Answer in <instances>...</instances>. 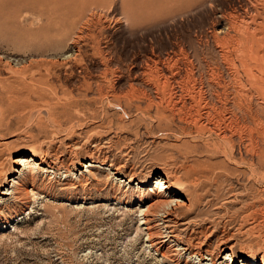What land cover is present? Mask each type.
Here are the masks:
<instances>
[{"label":"rangeland","instance_id":"1","mask_svg":"<svg viewBox=\"0 0 264 264\" xmlns=\"http://www.w3.org/2000/svg\"><path fill=\"white\" fill-rule=\"evenodd\" d=\"M113 1L120 13L122 1ZM236 2L220 0L229 12ZM190 14L93 29L72 49L51 15L3 9L0 193L11 186L12 160L20 153L42 154L46 164L27 197L0 195V264H169L151 248L143 225L150 203L138 183L154 172L176 175L183 184L175 189L188 204L177 210L184 245L217 257L228 241L219 263L230 264L224 260L230 247L237 260H264L259 109L254 106L259 117L247 123L253 143L252 136H233L226 149L214 134L197 135V127L186 124L187 110H172L170 84L143 76L148 57L166 58L181 45L189 59L184 73L193 69L208 91L211 74L223 70L212 37L215 15L210 8ZM103 55L112 59L107 73ZM89 163L94 167L86 170Z\"/></svg>","mask_w":264,"mask_h":264},{"label":"bare ground","instance_id":"2","mask_svg":"<svg viewBox=\"0 0 264 264\" xmlns=\"http://www.w3.org/2000/svg\"><path fill=\"white\" fill-rule=\"evenodd\" d=\"M107 1L0 0V13L4 8L15 7L20 11L28 9L33 14L42 10L45 15H51L54 22L63 26L61 33L70 37L69 48L80 49L93 29L111 30L123 25L139 27L143 23L158 20L186 18L193 11L210 8L215 15L212 37L217 40L223 70L211 74L208 91L204 83L196 79L193 69L184 73L189 59L181 45L166 58L154 54L148 57L143 76L153 78L160 84L163 82L164 86L170 84L169 104L171 101L172 104L169 106L180 114L184 110L188 111L186 124L197 127V135L214 134L223 141L226 149L233 136L242 138L253 135L254 130L247 127V123L254 119V115L259 117L254 106L264 117V0H236L231 12L223 10L220 0H121L120 13L113 9L116 3L113 0L107 9ZM106 56L107 73L113 66L112 59H106ZM152 105L147 108L152 109ZM244 105L247 106L246 109L243 108ZM249 141L253 143V136ZM226 158L231 160L232 154L229 152ZM12 163L15 175L7 184L11 186L0 195L8 200H17L28 196V185L35 182L39 168L46 164V158L42 154L22 152ZM83 167L89 170L94 166L89 163ZM117 173L118 171L114 175ZM181 183L176 175H157L156 172L152 173L149 181L138 183L142 195L147 197L146 202L150 203L144 214L143 225L146 226L151 248L169 264H181L184 259L187 264L195 260L198 261L197 264H224L219 263L218 259L222 258V251L225 253L228 241L221 244L217 257L198 246L195 249L196 245L193 249L181 242L176 229L180 226L177 210L188 207L186 201L182 200L184 192L175 189L177 185L183 186ZM128 184H132V180ZM140 203H144L143 198ZM163 209L165 211L161 213ZM228 259L230 264H264L262 258L246 255L237 260L232 247L224 260Z\"/></svg>","mask_w":264,"mask_h":264}]
</instances>
